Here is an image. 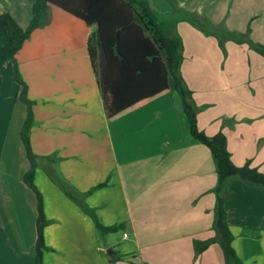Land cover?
Instances as JSON below:
<instances>
[{
  "label": "crops",
  "instance_id": "obj_1",
  "mask_svg": "<svg viewBox=\"0 0 264 264\" xmlns=\"http://www.w3.org/2000/svg\"><path fill=\"white\" fill-rule=\"evenodd\" d=\"M34 1L0 0V14H10L26 29ZM173 1L203 17L198 2ZM175 29L183 42L181 76L195 104L205 107L196 116L198 129L207 136L221 131L232 162L242 166L250 161L264 174V58L233 42L226 43L224 56L214 37L186 22ZM66 32L51 33L54 54L18 67L34 103V184L49 222L43 230L48 248L43 264H92V255L101 257V264H224L217 244L200 255L194 252V241L215 235L216 174L208 149L180 134L186 130L178 99L165 96L109 123L86 45L56 40ZM245 33L251 41L250 30ZM184 34L193 39L190 55ZM14 75L12 63H5L0 82V264H35L37 200L23 183L29 169L20 140L26 108ZM224 119L229 120L226 126ZM48 172L82 194L83 205L95 215L92 196L119 190L125 217L116 243L105 240L103 247L96 242L92 248V219ZM100 184L104 187L96 189ZM227 191L225 211L236 255L243 264H264V188L234 179ZM124 242L129 247L107 253Z\"/></svg>",
  "mask_w": 264,
  "mask_h": 264
},
{
  "label": "trees",
  "instance_id": "obj_2",
  "mask_svg": "<svg viewBox=\"0 0 264 264\" xmlns=\"http://www.w3.org/2000/svg\"><path fill=\"white\" fill-rule=\"evenodd\" d=\"M170 4L175 15L168 13L159 19L147 0H35L26 29H22L10 14H0V82L4 64L12 63L15 81L20 87L19 100L26 108L20 140L29 164L23 183L37 200L35 264H43V253L48 250L43 235L48 220L44 214L42 196L34 184L37 158L30 145L34 103L28 99L27 85L18 67L54 54L55 39L51 33L58 31L67 32L56 38L57 41L85 43L109 123L125 118L165 96L178 99L189 141L208 149L216 174V184L212 189L215 196L212 230L215 235L205 241H194V252L200 255L211 245L217 244L223 253L224 264H243L232 247L233 235L225 211L227 190L234 179L250 187L264 188V174L250 161L236 166L231 160L226 136L221 131L207 136L198 129L196 116L205 107L195 104L181 76L183 42L175 28L177 23L186 22L204 36L214 37L224 56L227 42L246 44L263 58L264 46L252 43L248 39V32L230 31L223 24H212L200 15L184 10L173 0H170ZM91 28L93 32L87 35ZM228 122L224 119L222 126L228 125ZM48 175L68 199L90 216L101 236L122 229L120 225L102 226L94 211L83 205L82 194L76 193L52 172H48ZM102 187L104 184L96 189Z\"/></svg>",
  "mask_w": 264,
  "mask_h": 264
},
{
  "label": "rangeland",
  "instance_id": "obj_3",
  "mask_svg": "<svg viewBox=\"0 0 264 264\" xmlns=\"http://www.w3.org/2000/svg\"><path fill=\"white\" fill-rule=\"evenodd\" d=\"M160 19L163 18L165 14L170 13V15H175L173 13L172 4L170 0H147ZM191 2H198L202 16L212 23H222L228 28L235 27L237 32H246L250 30V39L254 43H260L264 45V0H190ZM184 9V8H183ZM173 10V11H172ZM184 10H188L186 7ZM200 14V13H199ZM183 40L186 43V54L190 55L191 41L192 38H188L185 34L183 35ZM95 77V75H94ZM185 133V132H184ZM180 129V134L186 136ZM187 137V136H186ZM105 181V180H104ZM103 181V182H104ZM42 182L38 180V185L41 188ZM43 188H45L43 186ZM103 188V187H102ZM100 188V189H102ZM99 190V189H98ZM119 190H109V191H99L92 196V205H96L98 221L102 220L106 225L112 223L113 226H119L122 223L123 217H125V210L121 202L119 195ZM67 200V199H65ZM92 206V207H94ZM96 214V213H95ZM49 223V222H48ZM117 223V224H116ZM92 221V246L94 243L102 245L107 241L111 243H116L120 238V230L116 233L107 234L101 236L98 234L97 229ZM97 234V236H96ZM126 239V238H125ZM97 245V244H96ZM129 247L128 242L122 243V245H115L112 251L115 253L119 252L120 247ZM106 247V246H104ZM94 248V246L92 247ZM101 257H95L92 255V264H101Z\"/></svg>",
  "mask_w": 264,
  "mask_h": 264
},
{
  "label": "water",
  "instance_id": "obj_4",
  "mask_svg": "<svg viewBox=\"0 0 264 264\" xmlns=\"http://www.w3.org/2000/svg\"><path fill=\"white\" fill-rule=\"evenodd\" d=\"M107 253H108L109 255H111V254H113V251L110 249V250L107 251Z\"/></svg>",
  "mask_w": 264,
  "mask_h": 264
},
{
  "label": "built area",
  "instance_id": "obj_5",
  "mask_svg": "<svg viewBox=\"0 0 264 264\" xmlns=\"http://www.w3.org/2000/svg\"><path fill=\"white\" fill-rule=\"evenodd\" d=\"M123 237H124V238H127V234H124Z\"/></svg>",
  "mask_w": 264,
  "mask_h": 264
}]
</instances>
